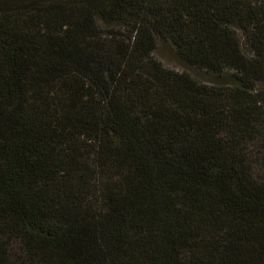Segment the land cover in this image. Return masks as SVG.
I'll use <instances>...</instances> for the list:
<instances>
[{
  "label": "trees",
  "instance_id": "1",
  "mask_svg": "<svg viewBox=\"0 0 264 264\" xmlns=\"http://www.w3.org/2000/svg\"><path fill=\"white\" fill-rule=\"evenodd\" d=\"M0 264H264V0H0Z\"/></svg>",
  "mask_w": 264,
  "mask_h": 264
},
{
  "label": "rangeland",
  "instance_id": "2",
  "mask_svg": "<svg viewBox=\"0 0 264 264\" xmlns=\"http://www.w3.org/2000/svg\"><path fill=\"white\" fill-rule=\"evenodd\" d=\"M245 49L248 51V46L246 44ZM156 55L169 67H174L181 70H188L194 73L200 79H206L198 68L189 66L186 63L180 61L179 58L175 55L173 48L167 44H163L162 42H160L159 48L156 51Z\"/></svg>",
  "mask_w": 264,
  "mask_h": 264
}]
</instances>
